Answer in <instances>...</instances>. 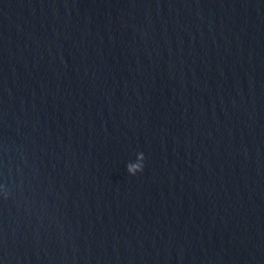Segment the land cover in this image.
<instances>
[{"label": "water", "instance_id": "95a60500", "mask_svg": "<svg viewBox=\"0 0 264 264\" xmlns=\"http://www.w3.org/2000/svg\"><path fill=\"white\" fill-rule=\"evenodd\" d=\"M0 264H264V0H0Z\"/></svg>", "mask_w": 264, "mask_h": 264}, {"label": "clouds", "instance_id": "9594fccd", "mask_svg": "<svg viewBox=\"0 0 264 264\" xmlns=\"http://www.w3.org/2000/svg\"><path fill=\"white\" fill-rule=\"evenodd\" d=\"M140 155L143 157V159H144V155H143V153L141 152L140 153ZM142 169H143V164H141L140 166H139V169H138V171H142ZM131 171V170H130ZM135 173H137V172H134L133 174H135Z\"/></svg>", "mask_w": 264, "mask_h": 264}]
</instances>
